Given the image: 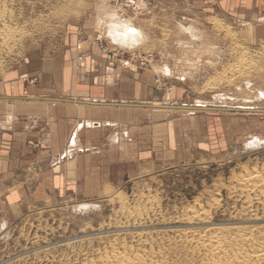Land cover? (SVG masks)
<instances>
[{
  "label": "rangeland",
  "instance_id": "obj_1",
  "mask_svg": "<svg viewBox=\"0 0 264 264\" xmlns=\"http://www.w3.org/2000/svg\"><path fill=\"white\" fill-rule=\"evenodd\" d=\"M97 3L0 0V100L14 94L13 82L36 80L25 71L34 59L85 39L95 45L98 32L88 36L84 24ZM159 4L133 20L145 39L135 49L155 57L149 80L167 68L175 89L165 100L176 104L144 111L127 126L126 143L96 159L57 169L34 159L35 173L49 169L45 193L13 195L0 176V264H212L205 241L219 230L226 264L235 237H254L242 246L246 255L264 249V145H247L264 142V17L186 9L187 21L169 23ZM167 13L169 21L175 12ZM28 146L39 153L41 145Z\"/></svg>",
  "mask_w": 264,
  "mask_h": 264
},
{
  "label": "crops",
  "instance_id": "obj_2",
  "mask_svg": "<svg viewBox=\"0 0 264 264\" xmlns=\"http://www.w3.org/2000/svg\"><path fill=\"white\" fill-rule=\"evenodd\" d=\"M158 1L161 3L158 7L165 12L164 15L161 13V18L169 23L180 16V23L187 21V17L182 16L186 9L203 13L213 10L212 15H224L225 20L230 18L227 15H236L241 21L248 20L249 17L252 20H255L254 17L259 20L264 17V0ZM95 8L97 10V5ZM167 9L175 12L171 13L169 21ZM96 15L97 11L93 18H88L89 25L95 24ZM153 15L155 18L159 17L156 13ZM132 23L135 28L141 29L133 20ZM88 24H84L85 29L88 28L86 31L89 30L87 35L93 33L91 35L95 36L98 31L94 26L93 29L89 28ZM109 34H102L109 45L124 47L119 39L112 36L111 30ZM79 49V45L72 46L52 58L34 59L28 64L29 67L26 66L27 76L36 79L35 85L26 86L22 80H17L13 82L14 94L9 98H28L32 101L0 100V176L5 181L11 180L9 189L13 195L27 196L47 192L42 187L45 184L51 185V176L43 173L45 168L49 170L48 166H44L40 174L35 173L36 170L32 167L34 159L38 163L51 160L55 169L63 166H57L58 163L70 159H96V154L105 155L108 148L110 150L113 147V143L125 144L131 131L127 130V126L141 119L144 111L156 105L176 104L172 100H165L163 93L154 91V71L151 80L148 78L152 72L148 69L130 73L129 69L119 62H113L96 45L88 47L82 65L78 61ZM163 72L166 75L169 73L167 68ZM10 104L11 107L8 108ZM81 123L85 126L77 134V147L68 153L70 139ZM87 123H100V126L88 127ZM28 141L41 145L38 154L27 153L31 150ZM73 179L74 177L68 176V181ZM57 183L62 185L60 181ZM2 190L0 188V193Z\"/></svg>",
  "mask_w": 264,
  "mask_h": 264
},
{
  "label": "built area",
  "instance_id": "obj_3",
  "mask_svg": "<svg viewBox=\"0 0 264 264\" xmlns=\"http://www.w3.org/2000/svg\"><path fill=\"white\" fill-rule=\"evenodd\" d=\"M108 4L113 6L116 9L117 13L121 17H130L132 19L140 18L145 11L148 12L149 7L152 5V0H108ZM144 4V5H143ZM91 18L92 15L89 14ZM95 45L98 49L106 54L113 62H119L123 65L124 68H133L134 71H139L140 69H149L155 62V57L153 55H147L145 57L140 55L138 51H128L120 48H113L112 44H108L106 39L101 37V34L98 32V35L95 37ZM85 45L92 46L90 40L85 39L81 41L79 45V55L78 61L81 63L85 62L86 53L88 49H84ZM154 81V90L157 92L169 95L173 93L175 85L170 81L169 75L162 72L155 71L153 76ZM35 80H31V84H34Z\"/></svg>",
  "mask_w": 264,
  "mask_h": 264
},
{
  "label": "bare ground",
  "instance_id": "obj_4",
  "mask_svg": "<svg viewBox=\"0 0 264 264\" xmlns=\"http://www.w3.org/2000/svg\"><path fill=\"white\" fill-rule=\"evenodd\" d=\"M124 18L128 19L130 17H124ZM130 19H131V21L135 20L132 18H130ZM132 25H133V23H132ZM113 27H115V25ZM111 32H112V36L119 39L121 41V43L123 44L124 47H121V48L124 50L126 49L128 51H135L134 48L139 46L138 44H142L145 40L143 32H142L143 33L142 36L132 37V38H129L127 40L124 39V37L121 35L119 28H116L115 31L111 30ZM108 34H109V32H108ZM101 37L104 38L105 36L102 35V33H101ZM132 39L135 40V43H131ZM117 43H119V41H117ZM164 71H165V69H164ZM258 141L262 142V139L258 138ZM235 238H234V241L236 243L235 244L236 245V251L234 253L235 256L229 262V264H259L258 263L259 260H264V249H262L261 247L256 248L257 250L254 252L255 253L254 256L246 255L243 252V248H242L243 245H246L248 243L255 245V239H254V237L252 238L251 233L244 234L243 236H241L240 241H238ZM208 240H206L205 242H207V244H208L209 252L214 256V258L217 259V260H214V262L212 264H226V263L222 262L221 258H220V256L226 255L227 248H228L227 241L224 239V237H222V232L220 230L218 232H215L214 234H212V236Z\"/></svg>",
  "mask_w": 264,
  "mask_h": 264
},
{
  "label": "clouds",
  "instance_id": "obj_5",
  "mask_svg": "<svg viewBox=\"0 0 264 264\" xmlns=\"http://www.w3.org/2000/svg\"><path fill=\"white\" fill-rule=\"evenodd\" d=\"M114 25L115 27H113ZM94 28L104 35H107L109 30L115 31L116 28H119L121 35L126 40L143 35L142 31L132 25L130 18L125 19L119 16L116 9L109 6L108 0H98ZM131 43H135V40L132 39Z\"/></svg>",
  "mask_w": 264,
  "mask_h": 264
},
{
  "label": "water",
  "instance_id": "obj_6",
  "mask_svg": "<svg viewBox=\"0 0 264 264\" xmlns=\"http://www.w3.org/2000/svg\"><path fill=\"white\" fill-rule=\"evenodd\" d=\"M8 100H29V101H32L28 98H9ZM39 101V100H38ZM51 101V100H50ZM55 101V100H52V102ZM110 125V124H109ZM114 125V124H113ZM112 125V126H113ZM84 126L85 124L84 123H81L79 126H78V130L75 131L70 139V145H69V150H68V153H70L71 151H73L76 147H77V142H76V138H77V134L78 132L82 131L84 129ZM87 126L88 127H94V128H98V126H100V123H87ZM127 134H125L126 136ZM247 145L249 147H252V146H257V147H260L261 145H264V142L262 141H258V137H254L252 138L248 143Z\"/></svg>",
  "mask_w": 264,
  "mask_h": 264
}]
</instances>
